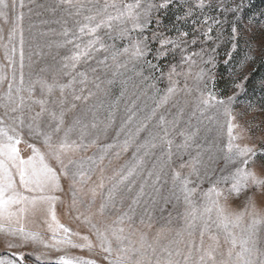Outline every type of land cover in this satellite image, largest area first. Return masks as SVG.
I'll return each instance as SVG.
<instances>
[{
  "label": "snow or ice",
  "instance_id": "snow-or-ice-1",
  "mask_svg": "<svg viewBox=\"0 0 264 264\" xmlns=\"http://www.w3.org/2000/svg\"><path fill=\"white\" fill-rule=\"evenodd\" d=\"M172 2L173 0H163L161 3H156L155 0H134L132 3L113 2L88 7L81 0H58L57 7L66 6L74 10L70 14L82 16L83 22L76 21L78 31L72 32L71 36L69 31L63 32L65 39L58 42L57 47L71 45L72 47L68 49L70 55H65L59 61L60 66L56 68L50 82L47 79L25 81V38L22 30L19 32L18 49L15 27L9 33L7 43H3L4 38L0 36V47L4 50V58L8 61L10 69L9 78L5 66L0 65V87L7 82V91L0 95V109H3L0 112V235L18 239L20 246L31 243L42 248L43 251L35 256V260L41 264L48 258L49 250L65 253L58 257L55 264H98L93 259L67 254L69 249L92 252L95 248L106 254L103 260L107 261V264H153L146 248H151L153 253L156 249L153 245L147 244L146 233L139 234L140 246L133 247L131 237L136 233L137 209L147 202L146 198L151 199L152 204L156 203L147 189L152 188L153 191L159 192L158 185L161 182H168L165 167L171 166L174 155L182 153H188L189 160L186 164L181 162L180 167H188L191 171L187 176H182L179 171L172 172L173 195L177 203L182 199L185 205L184 212L182 214L177 212L176 215L178 217L182 215L184 230L190 237H195L197 231L200 236L199 244L195 239L189 241L188 254L183 257L184 264H189L193 251L202 252L195 264H208V261L216 264L213 255L216 249L205 250L203 247L204 236L213 233L215 229H222L225 241L231 244L228 258L233 261L234 256L233 264H264V248L259 246L258 238V228L264 225V216L256 210L255 200L256 189L264 191V178L257 177L242 167H236L227 174L222 169L218 176L215 175L214 169L209 172L202 157L205 152H211V148L196 143L199 129L181 130L179 135L183 140L179 144L175 143L171 129L175 128L184 111L183 107H178L179 102L172 103V107L178 108L172 120H168L163 113L158 115V110L169 105L181 93L190 96L195 90L198 95L195 98L193 115L196 111L203 115L204 109L218 105L223 107L225 115L229 117V142L227 150H221L224 152L223 159L226 163L236 165L242 159V163L248 165L249 161L257 156L253 148L247 146L241 148L232 143L236 139L232 135L233 129L237 127L232 122L234 117L229 107L233 97L225 101L207 91L206 69L203 67L195 73V89L188 84V77L192 75V69L197 65V58L205 65L212 63L214 59L212 56L205 59L206 51L203 47L199 51L195 49L190 51V47L196 45L198 41L207 44L213 40L212 25L219 26L222 21L218 17L206 16L203 20L206 30L199 36L193 35L190 41L187 39V32H180L176 39L167 37L158 27L153 29L150 26L153 12L168 7ZM9 7L8 0H0V17L7 15L6 10ZM11 7L15 8V0H12ZM195 7L203 11L205 8L203 0H199ZM218 7L222 11L235 13L241 5L236 4L229 8L221 0ZM194 10L190 6L184 17L177 19H187ZM159 23L157 17V26ZM103 29L107 31L102 36L99 33ZM149 31L151 37L147 35ZM236 32L237 29L233 27V39ZM84 36L90 39L85 42L82 39ZM117 39L126 43L118 46L115 43ZM153 44H158L155 50L152 48ZM17 50L18 81L15 67ZM177 51L180 54V64L178 66L171 63L167 73L158 63L152 62L160 61L169 53L175 57ZM211 51L214 52L215 49ZM98 53H103V57L98 56ZM149 56L152 60L148 59ZM89 60H94L96 65L105 69H128L131 66L135 71L137 66L147 65L160 73L158 77L153 75V79L162 80L166 76L168 87L163 92L156 90L153 97L154 107L143 117L140 113L144 110L137 109L135 103L128 106L118 128L111 107L102 120L94 117L89 124L77 118L68 124L65 121V114L76 108L74 101H87L94 95L88 88L90 82L88 72L78 70L79 65L86 64ZM109 60L112 61L111 65L108 63ZM183 65L187 66L186 71L183 70ZM91 71L95 73L98 68L93 67ZM115 75H119V72H113V76ZM137 75L143 77L142 70L137 72ZM63 77H68L66 83L63 82ZM181 77L184 80L183 87H180ZM92 83L97 89L100 88L99 83L95 81ZM37 85L41 92L39 97L35 95ZM148 87L155 89V84ZM236 87L240 88L242 85L237 84ZM57 90L59 96L54 97L53 94ZM154 119L156 123L152 124ZM113 128L116 130L111 141L99 143L102 139H108L109 131ZM25 130L27 139H24ZM22 142L31 150L27 158L21 156L17 147ZM90 148L96 149L91 156L76 158V154L87 152ZM156 149L160 150L158 156L155 153ZM189 149H193L195 155H192ZM128 153L130 156L125 162L113 169L109 175L108 166L112 164L113 158L120 160ZM149 156L154 158L151 167H148ZM52 161H55V166ZM157 161L162 162L163 166H158ZM201 168H204L203 173ZM260 168L264 172V162ZM97 172L99 175L93 180ZM192 175L196 176L199 183H194L190 179ZM65 180L68 181L66 189L63 186ZM205 180L210 184L206 191L200 188V184ZM190 184L193 186L190 187ZM221 184L231 186L222 189ZM177 191L180 195H176ZM198 191L202 194V202L196 200ZM57 193H63V197ZM242 194L244 210L229 213L226 205L221 203V198L227 201L230 196L235 195L239 198ZM97 198L100 201L98 205ZM126 200L130 201L127 207ZM58 203L62 205L64 215L78 221L90 235L95 236V244L89 239V235H81L79 231L61 223L58 217ZM164 211V208L160 209L162 214ZM38 216L45 225L44 231L27 229L26 222L30 218L34 222ZM97 216L101 218L100 221L94 219ZM168 216L165 224L160 225V232L172 223V213ZM245 217H248L250 222L246 227H242ZM109 219L111 223L107 222ZM138 223L151 229L159 224V220L145 207L139 213ZM238 228L240 234L233 231ZM209 238L219 244L216 235H209ZM13 246L15 245L9 242V247ZM175 255L179 256L181 253L176 251ZM172 256L173 252L168 251L167 258L161 261V258L157 257L155 264H180V261L173 260ZM23 260V256H17L11 262L0 259V264H16V261L22 264ZM219 264L228 262L221 260Z\"/></svg>",
  "mask_w": 264,
  "mask_h": 264
},
{
  "label": "rangeland",
  "instance_id": "rangeland-1",
  "mask_svg": "<svg viewBox=\"0 0 264 264\" xmlns=\"http://www.w3.org/2000/svg\"><path fill=\"white\" fill-rule=\"evenodd\" d=\"M10 7L6 10L7 15L0 17V36H3V43H7V37L11 30L15 27L17 29V49L18 38L20 30L23 31L25 38V68L24 75L25 81L29 79H47L49 82L52 80L55 74L56 68L60 66L59 61L65 56L70 55L68 51L71 45L65 47H57L58 42H62L65 37L63 32L69 31L70 36L72 32L78 31L77 20L83 22L82 16H74L70 14L72 9L66 6L57 7L58 0H15V8L11 7L12 0H8ZM86 6L91 7L94 4L102 6L105 3H132L134 0H81ZM156 3H161L163 0H155ZM205 8L203 11L196 8L195 5L199 3V0H173L168 7L160 9L158 12H153V21L151 28H159V31L164 33L167 37L176 39L180 32H187V39L190 41L193 35L199 36L200 33L206 30V26L203 24L204 18L218 17L222 23L217 26L212 25L213 32L211 33L213 40L207 44H203L198 41L196 45L190 47V51L195 49L199 51L203 47L206 51L205 59L208 56L214 57L213 62L210 64H202L197 58V65L192 69V75L188 77V84L195 89L196 81L194 79L195 73L199 71L200 67L206 69V79L208 82L207 91H211L218 99L227 101L229 97H233L231 104V114L234 117L233 123L237 125L233 129L232 135L236 137L232 141L234 145H239L243 148L245 146L253 148L257 152V156L249 161L248 165H244L241 161H238L236 165L226 163L223 159L224 151L227 150L229 142L228 133V120L229 117L225 115L224 109L221 106L210 107L204 109V114L201 115L200 111H196L193 115L195 108V98L198 95L194 90L190 96H185L181 93L178 97L170 102L169 105L158 110V115L163 113L168 120H172L177 114L178 108L172 107V103H178V107H183V115L179 119L174 129H171L173 138L176 144L182 142L183 137L179 135V132L185 128H189L190 131H196L199 129L196 143L204 144L211 148V152H205L203 154L204 165L207 166L209 172L215 170V175L220 174V170H225V174L230 171H234L236 167H242L245 171L253 172L257 177L264 178V172L261 171L260 165L264 162V0H223L229 8L236 4H240L241 7L235 13L231 11H222L218 5L221 0H203ZM209 4L211 6H209ZM193 7L195 10L191 16L187 19H177V17H184L189 7ZM158 17L160 23L156 24V18ZM115 23V22H114ZM131 27V24H128ZM237 29L235 39H233L232 29ZM107 29L101 30L99 33L103 36ZM115 34V33H114ZM135 35V33H133ZM151 37V31L147 33ZM85 42L90 39L88 36L82 38ZM105 39H107L105 37ZM112 43V41H107ZM115 43L118 46L123 45L126 41L117 39ZM158 44H153L152 48L155 50ZM215 51H211V49ZM98 56L103 57V53H98ZM29 56L31 59H29ZM17 69V81L19 80V51L16 54ZM152 60V57H148ZM158 63L159 67L164 70L165 73L169 70L171 63L180 64L179 51L176 52L175 57L169 53L165 58L160 61H152ZM110 65L112 61L108 62ZM0 65L5 66V71L9 74L8 61L4 58V50L0 47ZM91 66V67H90ZM98 68L97 72H92L91 68ZM183 70H187V66L183 65ZM79 71H87L89 84L88 88L92 90L94 95L89 97L87 101H74L76 108L68 111L65 114V121L71 124L75 119L79 118L86 123H91L93 118L102 120L109 108L111 107L115 113V125L119 127L121 119L125 116V109L135 103L137 109H143L140 113L141 117L148 114L154 107L153 97L156 94V90L163 92L168 87V80L165 76L162 80L153 79V75L159 76L158 71L153 70L147 65H139L137 69L133 71L131 66L128 69H105L103 66L96 65L94 60H89L86 64L78 66ZM143 72V77L137 75V72ZM178 70L180 68L178 67ZM118 71L119 75L113 76V72ZM63 82H67L68 77L62 78ZM92 81L100 84V88L97 89ZM155 84V89L148 87V85ZM183 77L180 78V87H183ZM237 84L242 87H236ZM79 87V85L77 86ZM203 88V84H201ZM7 91V82L0 87V95ZM41 94L39 85L36 86L35 95L39 97ZM26 95V94H25ZM54 97L59 96L57 90ZM87 95V90L85 91ZM215 103V102H212ZM38 110V108H37ZM3 109H0L2 112ZM158 119V116H157ZM156 120L152 121L155 124ZM190 124V127H189ZM134 127V125H132ZM152 127V125H149ZM171 128V126H169ZM116 128L109 131L108 139H102L99 143H107L111 141V137L115 135ZM146 135V134H142ZM24 139H27L26 130ZM20 150L21 156L27 158L31 154V150L25 143H21L17 146ZM96 151L95 148L88 149L87 152L76 154V158L80 156H91ZM175 151V149H174ZM160 150L156 149L155 153L158 156ZM192 155H195L193 149H189ZM130 156V153L125 154L120 160L113 158V162L108 166V174H112V170L123 164L125 160ZM210 157H212L210 159ZM148 167H151L153 163V157L148 158ZM189 160L188 153H182L180 155L173 156V162L170 167H165V172L168 174V182H161L159 192H155L152 188H148L147 192L156 203L152 204L151 199L146 198L147 202L141 205L137 209L136 216V233L132 235L133 247L138 248L139 234L141 232L146 233L147 244H151L155 247V253L151 248H146L147 255L152 259L153 264L157 257L161 258V261L167 258L168 251L173 252L172 259L180 261V264H184L183 257L188 254V243L195 239L199 244L200 236L197 231L195 237H190L187 231L184 230V220L181 216H177V212L183 213L185 205L182 202L177 203L172 191L171 175L173 170L179 171L182 176H187L191 171L190 168H181V162L185 164ZM158 166H163L162 162L157 161ZM55 166V161H52ZM108 161H105V165ZM204 168H201L203 173ZM99 173L97 172L93 176V180H96ZM18 179V178H17ZM190 179L194 183H199L195 175H192ZM151 183V181L149 182ZM63 186L66 189L68 181H63ZM193 185L190 184V187ZM231 184L225 186L220 185V188L224 189L230 187ZM210 184L205 180L200 184V188L207 190ZM87 191V187L85 188ZM63 197V193H57ZM176 195H180L176 192ZM197 202H202V194L198 191L196 195ZM256 210L264 216V191L256 189ZM167 201V202H166ZM99 198H97V205L99 204ZM129 200L125 201V207H127ZM221 203L225 204L229 213H238L244 210V195L239 198L235 195L230 196L227 201L221 198ZM147 208L158 220L159 224L154 225L151 229L144 225H140L139 213L143 208ZM58 217L61 223L66 226L77 230L81 235H89V239L96 243V238L90 235L87 229L79 224L78 221L70 219L63 214L62 205L58 203ZM164 208L163 214L160 209ZM95 211V208H93ZM172 213V223L164 231L160 232V225L165 224L169 218L168 214ZM215 214L213 213V216ZM163 216V219L161 217ZM95 220L100 221L99 216L94 217ZM111 223L109 219L107 221ZM250 220L245 217L242 227H246ZM25 227L33 231H44L45 225H43L40 217L35 218V221L30 218L26 222ZM126 232L127 226L125 225ZM170 229V230H169ZM235 233L240 234V229H234ZM159 233V234H158ZM177 233H180L179 235ZM209 235H216L219 240V244L209 238ZM225 233L222 229H215L213 233L206 234L204 236V249L211 250L216 249L213 253L216 264L219 261H227L228 264H233L228 258V250L231 248V244L225 241ZM259 246L264 248V225L258 228ZM9 242L15 245L9 247ZM115 247V241H113ZM238 250V248H237ZM43 251L42 248L36 247L31 243L26 246H20V241L15 238L5 237L0 235V259L13 261L17 256H23L24 260L22 264H41V262L35 260V256ZM179 251L181 255L176 256L175 252ZM63 252H56L49 250L48 258L44 260L43 264H55L59 256L64 255ZM68 255H77L85 259H93L98 264H107V261L103 260L104 253H100L98 248H95L92 252L88 250L69 249ZM202 254L193 251L192 259L189 264H195ZM16 264H21L20 261H16ZM208 264H213V261H208Z\"/></svg>",
  "mask_w": 264,
  "mask_h": 264
}]
</instances>
